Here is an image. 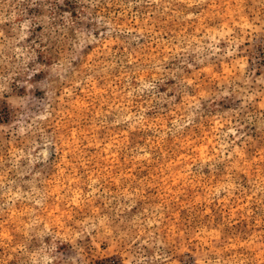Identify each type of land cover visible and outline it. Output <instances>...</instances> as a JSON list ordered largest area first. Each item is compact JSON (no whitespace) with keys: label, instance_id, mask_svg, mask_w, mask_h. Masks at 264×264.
I'll return each instance as SVG.
<instances>
[{"label":"clouds","instance_id":"obj_1","mask_svg":"<svg viewBox=\"0 0 264 264\" xmlns=\"http://www.w3.org/2000/svg\"><path fill=\"white\" fill-rule=\"evenodd\" d=\"M261 46L264 0H0V264H264Z\"/></svg>","mask_w":264,"mask_h":264},{"label":"rangeland","instance_id":"obj_2","mask_svg":"<svg viewBox=\"0 0 264 264\" xmlns=\"http://www.w3.org/2000/svg\"><path fill=\"white\" fill-rule=\"evenodd\" d=\"M257 51H258V56L261 59V63H264V46L259 47ZM6 114L7 113L5 112L4 115ZM203 147L204 145L201 143L196 147H194L193 150L202 149ZM183 155L184 153L181 152V156ZM172 183L174 190L179 192V189L176 188L177 181L174 180ZM181 215H183V213H181ZM93 264H119V261L117 260L114 250L110 249L106 245H101L98 250V254L93 256Z\"/></svg>","mask_w":264,"mask_h":264}]
</instances>
